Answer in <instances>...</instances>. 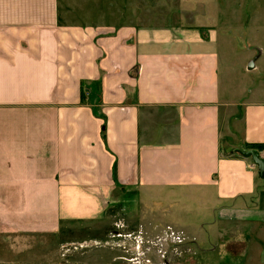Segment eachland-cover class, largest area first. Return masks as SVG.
Returning <instances> with one entry per match:
<instances>
[{
  "label": "crops",
  "instance_id": "crops-1",
  "mask_svg": "<svg viewBox=\"0 0 264 264\" xmlns=\"http://www.w3.org/2000/svg\"><path fill=\"white\" fill-rule=\"evenodd\" d=\"M229 1L0 0L1 239L107 216L177 264H264V179L236 152L264 144V88L231 75Z\"/></svg>",
  "mask_w": 264,
  "mask_h": 264
},
{
  "label": "rangeland",
  "instance_id": "rangeland-1",
  "mask_svg": "<svg viewBox=\"0 0 264 264\" xmlns=\"http://www.w3.org/2000/svg\"><path fill=\"white\" fill-rule=\"evenodd\" d=\"M121 4L118 7L123 8ZM173 18L175 15H165L169 21ZM226 18L230 30L241 32L240 37L233 34L235 37L231 39L239 46L229 54L231 75L234 73V79L242 84H260L264 88L258 70H245L249 57L253 56L247 49L255 46L252 49L255 53L256 47L264 49V0L229 1ZM245 34L248 38H244ZM259 58L257 65L264 69V52ZM135 216L137 221L138 215ZM113 220L106 216L95 223L73 226L59 238L25 239L24 244L19 245V239L0 238V264H177L178 259L186 258L187 247L179 248L173 237L169 236L164 242L160 237L151 241L146 238L147 234L152 236L149 231L144 233L130 224L118 223L115 227ZM157 232L158 236L162 234L160 230ZM194 250L191 256L201 262L205 260V264H237L232 256L224 255L220 247L199 245Z\"/></svg>",
  "mask_w": 264,
  "mask_h": 264
},
{
  "label": "water",
  "instance_id": "water-1",
  "mask_svg": "<svg viewBox=\"0 0 264 264\" xmlns=\"http://www.w3.org/2000/svg\"><path fill=\"white\" fill-rule=\"evenodd\" d=\"M236 152L245 158H250L252 163L256 167L257 175L261 179H264V161L259 157L257 150H237Z\"/></svg>",
  "mask_w": 264,
  "mask_h": 264
},
{
  "label": "trees",
  "instance_id": "trees-1",
  "mask_svg": "<svg viewBox=\"0 0 264 264\" xmlns=\"http://www.w3.org/2000/svg\"><path fill=\"white\" fill-rule=\"evenodd\" d=\"M257 151L264 150V144H257L253 146Z\"/></svg>",
  "mask_w": 264,
  "mask_h": 264
},
{
  "label": "built area",
  "instance_id": "built-area-1",
  "mask_svg": "<svg viewBox=\"0 0 264 264\" xmlns=\"http://www.w3.org/2000/svg\"><path fill=\"white\" fill-rule=\"evenodd\" d=\"M259 157L264 161V150L258 151Z\"/></svg>",
  "mask_w": 264,
  "mask_h": 264
}]
</instances>
